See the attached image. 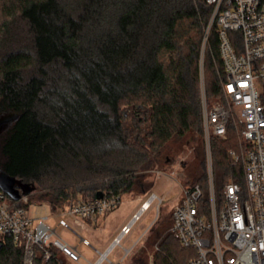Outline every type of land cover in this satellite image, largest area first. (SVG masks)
Returning a JSON list of instances; mask_svg holds the SVG:
<instances>
[{
  "label": "trees",
  "instance_id": "trees-1",
  "mask_svg": "<svg viewBox=\"0 0 264 264\" xmlns=\"http://www.w3.org/2000/svg\"><path fill=\"white\" fill-rule=\"evenodd\" d=\"M205 0H0V172L27 186L52 211L72 201L145 196L154 173L192 149L182 164L188 186L208 181L201 125V44ZM207 105L226 106L215 26L203 57ZM238 132L210 136L213 189L244 185L234 164ZM171 213L133 256L134 264H186L194 256L169 233ZM168 226H167V225ZM156 236L154 237V235ZM157 244L158 251L153 247ZM146 249V250H145ZM35 247L32 264H70ZM22 246L0 236V264H22Z\"/></svg>",
  "mask_w": 264,
  "mask_h": 264
},
{
  "label": "built area",
  "instance_id": "built-area-1",
  "mask_svg": "<svg viewBox=\"0 0 264 264\" xmlns=\"http://www.w3.org/2000/svg\"><path fill=\"white\" fill-rule=\"evenodd\" d=\"M205 3L210 6L211 14L203 42H207L215 26L227 105H207L199 75L207 203L205 207L202 205L204 194L198 185L183 188L171 212L169 233L182 248L193 251L194 256L186 264H264V0H205ZM229 125L238 132V152L229 154L234 164H243L244 185L229 179L217 197L213 189L209 138L225 140ZM6 197L0 190V236H9L15 245L22 246V264L33 263L35 247L45 250V261L50 258L48 249L53 248L68 263L79 264L83 259L79 252L81 245L92 248L98 255L89 264H120L138 245L143 247L149 227L129 247L122 249L117 263H112L107 255L120 246L141 215L157 202L155 221L161 203L154 193H148L105 251L99 252L75 228L88 230L86 222L94 224L98 217L116 210L122 196L102 195L94 200L71 201L64 210L50 215L54 219L52 226L48 224L49 216L32 218L29 208L15 206ZM142 197L137 195L135 200ZM16 202L28 204L26 196ZM60 229L72 235L77 243L70 244L59 236ZM153 250H159L157 244ZM147 256L149 264H153L152 253L147 251Z\"/></svg>",
  "mask_w": 264,
  "mask_h": 264
},
{
  "label": "rangeland",
  "instance_id": "rangeland-1",
  "mask_svg": "<svg viewBox=\"0 0 264 264\" xmlns=\"http://www.w3.org/2000/svg\"><path fill=\"white\" fill-rule=\"evenodd\" d=\"M205 42L202 40L201 44V58H200V69L199 75H201L202 79V85L204 88V75H203V57H204V51H205ZM192 149L187 148V146L184 148V152L179 154L178 157L175 158L174 162L169 163L167 167L164 169L157 171L160 174L154 173L153 179V186L150 189L148 193H154L160 200L161 203L157 210V219L154 221L156 216V204L157 202L151 204L150 208L146 210L139 220L135 223V225L131 228L130 233L125 236L120 241V246L114 248L108 255V259L112 263H117L119 257L121 256V252L123 248H127L130 246V244L137 240V238L140 236L142 231L145 228H148V234H152V231L155 230V228L161 224H163V221H165L166 216L172 212L173 208L177 203L179 202L181 191L183 188L189 185L187 181V176L185 174V170L182 167V164L186 161H188L190 152ZM206 173H207V167H206ZM147 197L145 195L140 200H135V196L132 195H123L121 199V203L118 206L116 210H114L111 213L105 214V216H101L96 220V223L92 224L91 227H89V230L81 231L78 227L75 229L80 233V236L84 239H86L90 245L97 249L100 252L105 251L106 247L110 243L113 237H115L118 234L119 228L128 222L130 217L134 212H136L139 209V206L141 202ZM29 212L31 213L32 218H40L49 216L53 213H58V211L62 210H55L50 212V209L45 204L39 205L35 201L30 204ZM105 217V219H104ZM154 221V222H153ZM54 219L50 217L48 224L53 225ZM172 222L170 220L169 225H171ZM167 225V224H166ZM168 226V225H167ZM58 235L65 238L70 244H76V239L70 235L67 234L64 230L60 229L58 230ZM156 234L154 235V237ZM139 245L136 247L137 254L140 250L138 249ZM134 250V251H135ZM146 250V249H145ZM79 252L83 259L80 260L79 264H89L94 263L97 260L98 255L90 248L85 246L79 247ZM133 252L129 254L120 264H134L132 262V256ZM147 255V250H146ZM148 259V256H147ZM106 264V263H102Z\"/></svg>",
  "mask_w": 264,
  "mask_h": 264
},
{
  "label": "water",
  "instance_id": "water-1",
  "mask_svg": "<svg viewBox=\"0 0 264 264\" xmlns=\"http://www.w3.org/2000/svg\"><path fill=\"white\" fill-rule=\"evenodd\" d=\"M15 119L14 115L9 116H1L0 117V132L5 130L10 126V124ZM0 190L8 196L12 201H18L21 197V194L25 195L29 192V189L27 186L21 185L19 182L9 178L4 173L0 172ZM19 190L21 191V194L19 193ZM102 194L97 193L96 199L101 198Z\"/></svg>",
  "mask_w": 264,
  "mask_h": 264
},
{
  "label": "crops",
  "instance_id": "crops-1",
  "mask_svg": "<svg viewBox=\"0 0 264 264\" xmlns=\"http://www.w3.org/2000/svg\"><path fill=\"white\" fill-rule=\"evenodd\" d=\"M46 206H47V205H46ZM48 208L50 209V207H48ZM50 212H51V209H50ZM29 214L31 215L30 212H29ZM104 216L106 217V215H104ZM105 217H104V219H105ZM98 218H99V217H98ZM98 218H97V219H98ZM86 223L88 224V228L91 227V225H92L91 223H88V222H86ZM123 225H124V224H123ZM123 225H122V226H123ZM122 226H121V227H122ZM121 227H120V228H121ZM120 228H119V229H120ZM145 229H146V228H145ZM145 229H144V230H145ZM88 230H89V229H88ZM144 230H143V231H144ZM143 231H142V232H143ZM147 234H148V233H147ZM140 235H141V234H140ZM147 237H148V235H146L145 240L147 239ZM113 238H114V237H113ZM113 238H112V239H113ZM111 241H112V240H111ZM111 241H110V242H111ZM109 244H110V243H109ZM109 244H108V245H109ZM106 248H107V247H106ZM139 248H140V249H141V248H144V243H143V247H140V245H139L138 249H139ZM91 249H92V248H91ZM140 249H139V250H140ZM92 250H93V249H92ZM96 250H97V249H96ZM136 250H137V249H136ZM136 250L133 251L132 256H134V253L136 252ZM97 251H98V250H97ZM99 252H100V251H99ZM135 255H136V254H135ZM132 262H133V261H132ZM148 264H149V262H148Z\"/></svg>",
  "mask_w": 264,
  "mask_h": 264
}]
</instances>
